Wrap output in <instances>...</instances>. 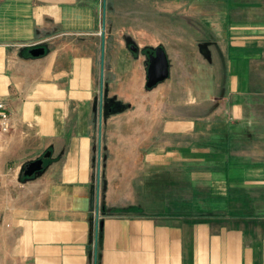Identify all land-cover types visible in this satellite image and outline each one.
<instances>
[{"label": "crops", "instance_id": "1", "mask_svg": "<svg viewBox=\"0 0 264 264\" xmlns=\"http://www.w3.org/2000/svg\"><path fill=\"white\" fill-rule=\"evenodd\" d=\"M195 18L227 33L217 74L240 117L254 64L264 69V0H0V100L13 125L0 132V264H264L263 119H222L215 153L197 148L210 139L178 146L179 133L213 135L172 117L167 46L178 20L192 29ZM147 46L169 62L151 88Z\"/></svg>", "mask_w": 264, "mask_h": 264}, {"label": "rangeland", "instance_id": "2", "mask_svg": "<svg viewBox=\"0 0 264 264\" xmlns=\"http://www.w3.org/2000/svg\"><path fill=\"white\" fill-rule=\"evenodd\" d=\"M178 21V30L175 31V35L180 40L172 41L173 43L171 42L170 46H167L172 63L170 78L173 79L175 86V90L171 93L172 97L179 103V108L172 117L179 121L193 120L195 124H200L201 130H206V128L213 130V135L209 134V136L206 133L207 131H204L203 136L196 131L191 132L192 135L190 136H184L179 133L177 137L178 146L190 144V140L210 139L208 144L199 143L197 148L199 151L215 153L224 149L225 141L218 137L217 133L218 122L222 119L230 123L240 119H252L255 122L263 119L264 122V69L254 64L258 69L248 85L250 86L249 93L242 98V115L240 117L235 116L231 106L232 98L230 100L227 98L224 89L221 92L220 88L224 86V82L218 78L217 74V59L218 57L221 58V50L226 53V49H228L229 40L227 33H225L226 37L219 32L217 34V31H210L206 27L200 26L196 18L192 29L186 27L188 23L186 20L179 19ZM181 21L184 23H181ZM120 34L125 42V31ZM221 36L224 38L222 42ZM130 44L136 48L133 42H128L127 45L130 46ZM143 49H148L147 51L151 52L154 47L147 46L143 47ZM218 84H220V87H218ZM258 85L260 89L256 88ZM259 91L261 94H256ZM111 106L114 108L117 105L114 103ZM208 122H210V127H205V125L209 124ZM253 129L255 133L259 132L263 136V139L260 140L261 142L253 147L256 154L260 156L264 154V126L253 125ZM229 146L230 150L233 151V144L231 143ZM104 151L101 148V152ZM23 165L17 171L18 177L22 180L26 179L23 174V168H25ZM210 177H213V175L211 174ZM2 187H4L3 190L6 193L12 188V186ZM1 217L2 213L0 212Z\"/></svg>", "mask_w": 264, "mask_h": 264}, {"label": "water", "instance_id": "3", "mask_svg": "<svg viewBox=\"0 0 264 264\" xmlns=\"http://www.w3.org/2000/svg\"><path fill=\"white\" fill-rule=\"evenodd\" d=\"M130 49L135 50L133 45H130ZM44 46H37L29 49L31 56H39L44 53ZM147 66H146V82L145 86L151 88L157 83L166 79L169 75V62L165 50L162 46H157L153 51H147ZM49 152L46 151L43 157H48ZM42 168V158L34 159L25 165L23 174L25 176H31L36 171Z\"/></svg>", "mask_w": 264, "mask_h": 264}, {"label": "built area", "instance_id": "4", "mask_svg": "<svg viewBox=\"0 0 264 264\" xmlns=\"http://www.w3.org/2000/svg\"><path fill=\"white\" fill-rule=\"evenodd\" d=\"M12 128L13 125L9 113L6 111L4 103L0 100V132L6 133L11 131Z\"/></svg>", "mask_w": 264, "mask_h": 264}]
</instances>
